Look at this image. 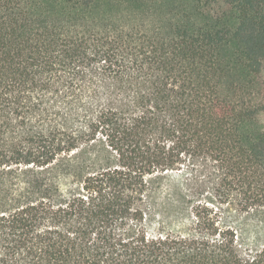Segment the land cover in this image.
Returning <instances> with one entry per match:
<instances>
[{
    "label": "trees",
    "instance_id": "16d2710c",
    "mask_svg": "<svg viewBox=\"0 0 264 264\" xmlns=\"http://www.w3.org/2000/svg\"><path fill=\"white\" fill-rule=\"evenodd\" d=\"M0 0V264H264V0Z\"/></svg>",
    "mask_w": 264,
    "mask_h": 264
},
{
    "label": "rangeland",
    "instance_id": "374dc122",
    "mask_svg": "<svg viewBox=\"0 0 264 264\" xmlns=\"http://www.w3.org/2000/svg\"><path fill=\"white\" fill-rule=\"evenodd\" d=\"M161 9L164 11H177L178 9H186L189 11V4L185 0H163Z\"/></svg>",
    "mask_w": 264,
    "mask_h": 264
}]
</instances>
